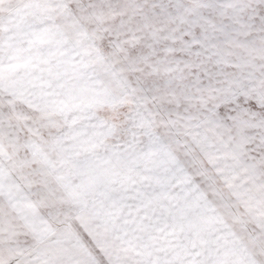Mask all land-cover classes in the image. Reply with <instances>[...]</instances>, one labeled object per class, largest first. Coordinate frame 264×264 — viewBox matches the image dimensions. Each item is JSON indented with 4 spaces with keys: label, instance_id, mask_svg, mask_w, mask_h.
<instances>
[{
    "label": "snow or ice",
    "instance_id": "obj_1",
    "mask_svg": "<svg viewBox=\"0 0 264 264\" xmlns=\"http://www.w3.org/2000/svg\"><path fill=\"white\" fill-rule=\"evenodd\" d=\"M0 264H264V0H0Z\"/></svg>",
    "mask_w": 264,
    "mask_h": 264
}]
</instances>
